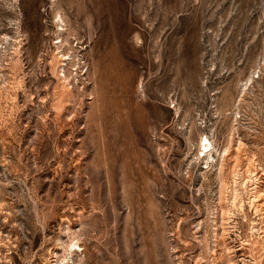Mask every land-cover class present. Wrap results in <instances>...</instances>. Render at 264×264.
<instances>
[{"label": "rangeland", "instance_id": "1", "mask_svg": "<svg viewBox=\"0 0 264 264\" xmlns=\"http://www.w3.org/2000/svg\"><path fill=\"white\" fill-rule=\"evenodd\" d=\"M112 2L100 20L56 9L72 42L64 104L53 92L55 11L35 17L24 0H0V264L59 261L77 240L79 264H226L203 135L214 160L227 146L236 155L233 234L264 264V0ZM103 35L120 66L95 85ZM5 57L22 69L19 109L4 101ZM224 164L229 173L234 161Z\"/></svg>", "mask_w": 264, "mask_h": 264}, {"label": "bare ground", "instance_id": "2", "mask_svg": "<svg viewBox=\"0 0 264 264\" xmlns=\"http://www.w3.org/2000/svg\"><path fill=\"white\" fill-rule=\"evenodd\" d=\"M25 4H27L25 6V11L24 13L27 11V9L32 13L33 16L36 17L37 15V9H39L40 7H43L45 4H49V8H51L53 11H55V15H54V19H56V22L54 21L53 25H54V30L53 33H55L57 36L58 41L53 43L55 49L58 51V49H62L60 50V52L55 53L53 56V64L51 66L53 74L56 76L55 78H57V87H56V91L54 92L55 95V99L57 101V103H61V102H65L64 104H67V99H70L71 96V91L69 88V82H68V77L70 74L66 73V64L65 61L69 58H67L66 56L69 54L67 50H70V42L69 41V36L71 34L69 33H64L66 31L65 27V23L63 20V17L61 15V13H59L56 9L57 7L60 6H64L66 9H72V10H76L77 12H81L82 9L86 11V13L88 15L91 14V16L93 18H95V20H100L103 16V10L107 9L106 7H108V9L110 8V6L112 5V0H24ZM62 6V7H63ZM63 7V8H64ZM105 8V9H104ZM107 9V10H108ZM109 13L111 14V9L108 10ZM61 12V11H60ZM85 13V12H84ZM108 13V12H107ZM34 17V18H35ZM41 17V16H40ZM90 17V16H89ZM91 17V18H92ZM111 17V16H110ZM87 20V19H86ZM38 21V20H37ZM36 21V22H37ZM88 21V20H87ZM111 21V20H110ZM61 24H59V23ZM62 23H64V25H62ZM36 24V23H35ZM99 24V23H98ZM97 24V25H98ZM88 25V24H87ZM39 27V26H38ZM95 28V27H94ZM99 29V28H98ZM40 31V29H39ZM39 31L36 29L35 26V37L37 38V36L39 35ZM44 31V30H43ZM96 33V32H95ZM74 34V33H73ZM94 34V33H93ZM109 36V33L107 34ZM108 36H104L101 38L100 42V48L102 50V52L100 54L97 55L96 58V71L94 72V83L95 85H97L101 79L103 78H107L109 77L119 66V60H118V54L116 53V50H111L109 51V48L111 47L110 41L108 39ZM92 37V36H91ZM39 38V36H38ZM89 38V37H88ZM8 39V38H7ZM74 40V39H73ZM79 40V39H78ZM20 43V42H19ZM72 43V42H71ZM115 44V42H114ZM77 45V44H76ZM77 48V47H76ZM108 48V49H107ZM107 49V50H106ZM16 50V49H15ZM49 51V50H48ZM51 51V50H50ZM53 51V50H52ZM20 50L15 51L16 54H19ZM22 52V51H21ZM52 53V52H51ZM50 53V54H51ZM48 54V53H47ZM22 55V54H21ZM8 55H6L7 57ZM5 57V60L8 61L7 62V66L10 69V73L6 76L5 80H4V93H6L5 97H4V101L6 104H8L10 102V104L12 105L10 108L12 109L13 107H16V109H19V104L17 102V96H18V91L21 92L23 91V84H22V80H21V76L20 75L22 73V69L21 67H17L15 65H12L11 63V59H7ZM16 58V57H15ZM51 58V57H50ZM49 58V59H50ZM20 59V58H18ZM17 59V60H18ZM83 60V59H82ZM16 61V60H15ZM91 62V61H90ZM70 64V63H69ZM18 65V64H17ZM48 67V66H47ZM16 68V69H15ZM8 69V70H9ZM71 69V68H70ZM74 70V69H73ZM104 70V71H103ZM77 71V70H76ZM118 71V70H117ZM28 75V74H26ZM37 75V74H36ZM50 75V74H48ZM85 76V75H84ZM21 77V78H20ZM40 77V76H39ZM52 77V76H50ZM24 78V76H23ZM33 78H35L33 76ZM36 78H38L36 76ZM4 79V78H3ZM130 80V79H129ZM44 82V81H43ZM129 82V81H128ZM24 83V82H23ZM45 84V83H44ZM100 84V83H99ZM94 86V85H93ZM104 90V89H103ZM73 91V90H72ZM47 91L45 90V93ZM100 92V91H99ZM39 93V92H37ZM96 93V92H94ZM40 94V93H39ZM74 94V93H73ZM72 94V95H73ZM30 95V94H29ZM75 95V94H74ZM32 98V94L30 95ZM41 95H39L38 97H40ZM68 97V98H67ZM72 97V96H71ZM80 97V96H78ZM97 97V96H96ZM67 98V99H66ZM81 98V97H80ZM74 99V98H73ZM97 99V98H96ZM101 99V98H99ZM108 99V98H107ZM41 100V99H40ZM52 100V99H51ZM112 100V99H111ZM55 101V100H54ZM97 101V100H96ZM30 102H32V100H30ZM42 105L44 100L42 99ZM102 102V101H101ZM105 102V101H104ZM112 102V101H111ZM33 103V102H32ZM72 103V102H71ZM41 104V103H40ZM41 105V107H42ZM56 105V103H55ZM58 105V104H57ZM34 106V105H33ZM72 106V105H71ZM77 106V105H76ZM59 107V106H58ZM57 107V108H58ZM65 107V106H63ZM60 107V108H63ZM51 108V106H50ZM54 108V107H53ZM52 108V109H53ZM72 108V107H71ZM75 108V107H74ZM103 108V107H102ZM108 108V107H107ZM174 108V107H173ZM59 109V108H58ZM71 110V109H70ZM69 110V112H70ZM11 111V110H10ZM17 111V110H16ZM56 111V109H55ZM77 111V110H76ZM176 111V110H175ZM178 111V110H177ZM7 112V111H6ZM36 112V111H35ZM59 112V111H58ZM98 112V111H97ZM102 112V111H101ZM16 113V112H15ZM10 114H14V113H10ZM107 114V113H105ZM15 115V114H14ZM55 115V114H54ZM65 115V114H64ZM73 115V114H72ZM12 116V115H11ZM46 116V115H45ZM58 116V115H55ZM53 117V116H52ZM71 117V116H70ZM99 117V115H98ZM59 118V117H58ZM69 118V117H68ZM52 119V118H51ZM119 119V118H118ZM70 121V120H69ZM105 122V121H104ZM40 123V122H39ZM106 123V122H105ZM211 134V133H209ZM41 135V134H40ZM43 135V134H42ZM199 139V138H198ZM55 143V142H54ZM238 146H240L242 143L239 141ZM84 146V145H83ZM237 146V149H238ZM64 147V146H63ZM214 146L212 144L211 141H209V139L203 135L200 137L199 142H198V156L201 157V160H203V164H205V167L202 169L206 170H210L214 167H216V171H215V175L217 177V180L219 181V187H218V204H217V208L219 209V225L218 228L213 230V232H211V234L214 233L215 237H216V245L219 246L220 248L218 250H220L221 252H224V256L226 254L227 257V263L226 264H245V262H253L254 263V259L253 257L250 256H246L244 254V251L247 250V246H248V242L246 241H242L238 235H234V229L235 226L232 222V208L237 200V197L239 195L238 193V189H236V181L239 179V177H241L242 173H238L237 171H234L237 167L235 166V160H237L236 155H232V152L230 150V146L225 147L222 150V154L219 153V157H220V161H217V157L216 160H214V156L212 154L213 150H214ZM236 149V147H235ZM234 149V151H235ZM37 152V151H36ZM64 152V151H63ZM215 152V151H214ZM231 158L234 161V165H229L230 166V171L229 173H225V169H224V161L227 158ZM199 158V157H198ZM200 160V158H199ZM74 161V160H73ZM77 162V161H75ZM62 164V163H61ZM74 164V163H73ZM74 168V167H73ZM232 169V170H231ZM245 171V170H244ZM251 172V171H250ZM246 173V171H245ZM249 173V172H247ZM246 173V174H247ZM244 174V175H246ZM251 174V173H250ZM253 175V174H252ZM205 176V174H204ZM246 177V176H245ZM246 181V180H245ZM244 183V181H243ZM258 183V182H257ZM238 184V183H237ZM238 187V186H237ZM244 187V186H243ZM240 189V188H239ZM66 190V189H65ZM67 193V192H66ZM250 193V192H249ZM259 193V189H258V185L253 187V191H252V196L253 198L257 197V194ZM70 197V195H69ZM259 197V195H258ZM252 198V197H251ZM259 199V198H258ZM253 200V199H252ZM255 201V199H254ZM252 202V201H251ZM6 203V202H5ZM70 205V204H69ZM73 205V204H72ZM262 205V204H261ZM59 206V205H58ZM240 206V205H239ZM72 207V206H71ZM77 207V206H76ZM66 208V207H65ZM258 208V207H257ZM4 210V209H3ZM73 210V209H72ZM73 212V211H72ZM264 212V211H263ZM217 214V212H216ZM66 217V215H65ZM61 219V218H60ZM63 219V218H62ZM61 219V220H62ZM76 219V217H75ZM216 219L217 217H214L212 219V226L216 225ZM68 221V220H67ZM261 223V222H260ZM71 224V223H70ZM262 224V223H261ZM69 225V224H68ZM219 231V233H218ZM68 232V231H67ZM261 232V231H259ZM66 233V232H65ZM218 233V234H217ZM77 235V234H76ZM234 235V236H232ZM263 237V236H262ZM261 237V238H262ZM237 239V240H236ZM62 240V239H61ZM263 240V239H262ZM79 241L77 240V242H69L66 247H65V252L66 254H64V258L59 260L57 259V252L55 253H50L51 254V258H56L54 260L49 261V264H52V262L54 261V264H79L80 262H76L73 260V256L77 255V251H80V254H83V249L79 246V244H77ZM262 244V243H261ZM2 245V244H1ZM215 246V247H217ZM254 246V245H253ZM64 247V246H63ZM78 247V249H77ZM262 247V246H261ZM60 249V246H59ZM250 249V248H249ZM252 249V248H251ZM263 249V248H262ZM10 250V249H9ZM50 251V250H49ZM214 251H216V249H214ZM213 251V253H214ZM264 251V250H262ZM238 252H241L242 254H240V256H237L236 254ZM1 253V252H0ZM216 253V252H215ZM59 254V253H58ZM67 254H69L71 256V258H67ZM1 255V254H0ZM217 255V254H216ZM79 257V256H78ZM3 258L7 259L6 256H4ZM80 258V257H79ZM221 258V257H219ZM4 259V260H5ZM1 260V259H0ZM71 260V262L69 263V261ZM257 260V259H256ZM3 261V259H2ZM79 261V259H78ZM216 261L217 258H216ZM257 263V262H255ZM254 263V264H255ZM3 264V263H2ZM206 264V263H205ZM220 264V262H219Z\"/></svg>", "mask_w": 264, "mask_h": 264}]
</instances>
